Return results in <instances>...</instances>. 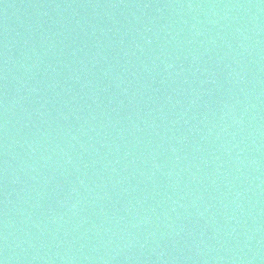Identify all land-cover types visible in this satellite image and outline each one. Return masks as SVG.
I'll list each match as a JSON object with an SVG mask.
<instances>
[{"label":"water","instance_id":"1","mask_svg":"<svg viewBox=\"0 0 264 264\" xmlns=\"http://www.w3.org/2000/svg\"><path fill=\"white\" fill-rule=\"evenodd\" d=\"M0 262L264 264V0H0Z\"/></svg>","mask_w":264,"mask_h":264},{"label":"snow or ice","instance_id":"2","mask_svg":"<svg viewBox=\"0 0 264 264\" xmlns=\"http://www.w3.org/2000/svg\"><path fill=\"white\" fill-rule=\"evenodd\" d=\"M0 264H3V262H0Z\"/></svg>","mask_w":264,"mask_h":264}]
</instances>
